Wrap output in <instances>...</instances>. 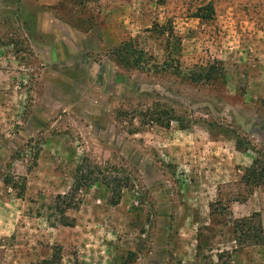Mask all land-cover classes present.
Listing matches in <instances>:
<instances>
[{
	"label": "rangeland",
	"instance_id": "rangeland-1",
	"mask_svg": "<svg viewBox=\"0 0 264 264\" xmlns=\"http://www.w3.org/2000/svg\"><path fill=\"white\" fill-rule=\"evenodd\" d=\"M211 65L215 80L186 77ZM254 158L264 0H0V264L57 248L60 264H264ZM79 164L101 183L61 225L51 206ZM253 213L258 243L238 223Z\"/></svg>",
	"mask_w": 264,
	"mask_h": 264
},
{
	"label": "trees",
	"instance_id": "trees-1",
	"mask_svg": "<svg viewBox=\"0 0 264 264\" xmlns=\"http://www.w3.org/2000/svg\"><path fill=\"white\" fill-rule=\"evenodd\" d=\"M206 8L209 12L213 11V7L211 4H208ZM121 62L124 63L126 66L133 65V67H135L136 65H138L137 63L139 61L135 59L134 54L125 51L124 60H121ZM167 66L170 65L165 64L164 70ZM216 70H217L216 67L214 65H211L209 68L206 67L197 70H192V72L187 74L186 77L195 82L212 81L215 80V78H217L215 74ZM143 113L144 114L142 115L147 114L152 122L161 123V124L164 123L165 125H169L171 119L175 118V114L173 110L170 109V112H167L166 110L161 111L153 106L148 107L147 110H145V112ZM4 182L7 183L8 185L10 184L12 185L11 178H5ZM242 182L246 187L247 191H251L253 188L258 186H262V185L264 186V161L259 158H254L252 160L251 165H249L244 169L242 175ZM97 183H101V181L99 176H96V171L94 170V168H92L90 165L83 166L82 164H79L76 167L75 175L73 177V182L70 189L65 194H58L55 198L54 204H52L51 206L53 212L55 214L58 213L60 217L59 222L61 225L71 226L74 224V218L68 216L66 214L67 211L70 209L78 208L80 200L77 197V195L82 188ZM107 184L111 185V183H107ZM120 189H121L120 186H118V188L114 187L113 192L119 193ZM242 199L245 200L246 198L243 197ZM114 201L116 202V200ZM256 217H258V214L253 213L249 217L239 220L238 223H240L239 226L241 227L243 225L247 226V231H245V238L250 239L255 243H258L263 239V228L261 222H259V219H258V223L256 222ZM60 260H61V255L59 249L57 248L51 254L50 258L43 259L36 264H60Z\"/></svg>",
	"mask_w": 264,
	"mask_h": 264
}]
</instances>
